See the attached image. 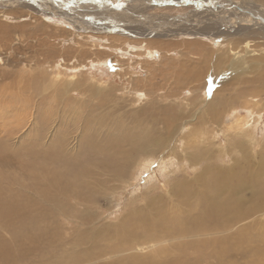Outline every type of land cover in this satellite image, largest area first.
<instances>
[{
    "label": "rangeland",
    "instance_id": "obj_1",
    "mask_svg": "<svg viewBox=\"0 0 264 264\" xmlns=\"http://www.w3.org/2000/svg\"><path fill=\"white\" fill-rule=\"evenodd\" d=\"M15 1L0 0V11H6L7 14H13L10 11H14L15 14L36 15L34 18L51 15L49 17L53 18L47 19V23L52 26H47V32H32V34L28 32V35L26 32H23L24 35L22 32H17V36L16 32L10 33L19 40L11 37L12 41L15 39L14 45L10 38L0 34V41L4 37L7 38L0 43V52H2L0 53V108L2 109L0 111V135L3 134L1 135L3 139L0 137V146L1 144L7 146L5 156L13 161L10 162L9 159L7 163L0 164V174L3 176L0 182L3 187L11 188L17 182L22 183L23 187L30 185L31 171L26 170L22 161L14 160L15 154L11 151L18 149L23 154L26 150L24 147L38 140L37 137L45 138L46 142L67 140L68 143H75L77 146L78 142L75 140L81 134L86 116L93 118L92 123L88 125L95 127L101 136L104 135L103 131L109 132L114 129L119 133L117 127H123L120 128L122 130L130 126L134 130H139L143 126L150 129L153 127L152 122L155 121L156 127L159 128L158 132L160 131V134L162 132L166 139V148L164 146L159 154L146 156L138 164H134L130 178L118 179L114 172L107 170L104 173L100 172L101 180H94L96 182L94 186L100 191L93 193L89 204L92 217L96 218L92 221L93 223H90L89 229L100 228L103 231L104 239L98 243V246L106 248L117 242L115 226L125 215L139 218L142 215L151 214L148 203L153 198L159 196L161 201L158 203L169 206L168 218L172 219L174 216L173 218L176 217L178 220L181 210L185 214L186 210L179 204L181 199L174 196L172 187L180 179L194 177L204 165L203 162L193 164L188 154L201 148H210L215 150V155H217L215 159L221 166L232 164L231 159L241 154L239 148L226 152L230 136L227 126L231 125L239 114L249 120L246 126H249L251 134L240 138L246 143L250 141L246 144L248 147L256 143V153L258 151L259 153L254 161L256 164L260 162L258 155L264 152V40L234 32L236 30L232 31L231 27L228 28V33L223 32L228 22L222 12L229 10L223 7V4L226 5L229 1L233 3V8L237 7L235 5L240 6L238 3L242 2L241 6L242 4L249 5L252 10H255V8L258 9L257 6L264 8V0H182L179 2L172 0H68L71 3H60L61 5L55 0H33L31 3L36 8H44V11L38 14L32 13L27 3H16ZM31 3L29 2V5L33 7ZM50 3L58 7L61 13L49 11L52 6ZM7 4H13V6H7ZM67 9L74 10L76 17L68 15L71 11ZM103 12H105L103 17L95 16ZM239 16L240 19L242 13ZM23 17L19 20L16 17L14 19L13 16L11 20L4 19L0 15V22L3 26L12 28L17 23L21 24L31 20L29 18L31 16ZM238 18L233 20L236 28L240 25ZM243 18L246 17L243 16ZM34 22L32 20L31 24ZM36 23L39 24V20ZM256 23L257 25L263 24L260 21ZM29 28L32 29L31 26ZM131 28H138L141 31L128 32ZM32 35H34L33 38H31ZM29 36L31 39L28 38ZM24 38L28 40L25 41ZM5 43L10 44L9 47L4 45ZM147 43L151 45L148 47L150 52L147 54L138 53L132 48L133 44ZM262 43L263 45H259ZM11 45L12 47L16 45L15 48L13 47L15 52L12 51ZM258 45L260 46L258 50L254 49ZM160 46L162 47L159 48ZM166 47L169 49L164 50ZM51 53L54 54L53 57ZM14 102L17 104L15 105ZM166 108H172V110L166 111ZM11 111L12 116L15 115L17 118L23 115L20 116V121L15 116L12 118L9 116ZM15 111L20 112L19 116L14 113ZM211 113L219 116L220 119L214 121ZM116 118L120 121L118 122ZM25 119L28 121H24ZM165 119L173 121L172 125L166 127L168 123ZM11 120L13 122L15 120L16 125L12 123L11 127H8ZM14 126H16L15 129ZM6 129L14 132L10 131L7 134ZM10 133L14 136L8 137ZM60 133L65 135L66 139ZM194 140L198 144L193 145ZM80 145L82 146V143L79 141ZM84 153L83 151L80 155L83 157ZM220 156L222 158H218ZM8 168L10 171L7 172ZM98 169L101 171L100 168ZM24 189L27 190V188ZM250 195L251 193L248 194ZM260 203L264 205V199L259 198L258 206L256 205L257 207L253 209L259 208ZM81 208L84 209V206ZM199 209L195 211L198 213ZM76 220L73 218L69 222L65 221V226L68 231H73L75 237H78L77 231L80 232L81 229L83 231V228ZM242 220L232 225L229 232L235 234L239 229H248L250 241H247L248 244L247 242L240 244L237 248L236 240L231 239L229 246L237 250L239 247H247L250 250L247 251L248 254L247 252L240 254L238 252L241 250H235L237 252H234V256L228 259L236 264H250L254 260L256 264H261L257 258L260 254L259 250L262 248L264 250V226H262L264 225V207L262 206L260 211L255 212L250 219ZM177 224L178 222L172 226ZM161 228L163 230L162 226ZM33 232L39 233V231ZM220 233L213 231L211 235L205 236L204 234L199 242L201 240L204 242L207 238L218 239L225 234L230 235L227 232ZM0 235L11 247L18 245L12 239H8L7 232L0 231ZM69 235L66 234V237ZM178 238L180 245H184L188 250L187 257L191 255L188 259L193 264L204 262V264H221L217 257L210 255L209 252L214 249L211 244L207 250L199 251L196 246L187 247L184 243L186 238L183 236H178ZM67 239L70 241L69 238ZM151 245L149 247L145 244L139 247L135 254L148 255L153 259L171 257L169 256L171 252L159 256L157 251L159 245H163L164 250L167 246L173 245L170 238L163 237L161 243L156 241ZM219 245L223 244L217 243L218 250L221 248ZM88 247L87 243L81 245L83 250ZM128 252L133 253L129 250L122 251V253ZM179 253L178 249L175 256ZM197 255L200 257L198 258ZM29 259L27 262L16 264H42L43 262L42 258L39 260L36 256ZM107 259V257L103 258V261ZM103 261H98V264Z\"/></svg>",
    "mask_w": 264,
    "mask_h": 264
},
{
    "label": "bare ground",
    "instance_id": "obj_2",
    "mask_svg": "<svg viewBox=\"0 0 264 264\" xmlns=\"http://www.w3.org/2000/svg\"><path fill=\"white\" fill-rule=\"evenodd\" d=\"M28 1L31 3V1L33 0H16L15 2L16 3L21 2L23 4L27 3L28 4L27 6L32 10L31 11L32 13L34 12L38 14L44 11V8L43 9L36 8L32 3L31 4L33 5V7L30 6ZM55 1H57L59 5H61L62 3H69V2L71 3V1H68V0H55ZM172 1L179 2L182 0H178V1L172 0ZM227 3L226 5L223 4L224 9L225 8L229 9V10L222 12L226 15V16L224 15V18H226L227 19L226 21L228 22L225 24L226 27H224L225 30H223V32L226 31L228 33V28L231 27L230 29L232 31L236 30L234 32L244 33L246 36H249V37L250 35H252V38L255 37V38H261L264 40V8L255 5L258 7V9L255 8V10L253 9L254 10L253 11L251 7H249V5L245 6L242 4L241 6L242 2L238 3L240 4V6L235 5L237 6L236 8L232 7L233 3H231V1ZM50 4L52 6H50L49 11H51L52 13L53 12L61 13L58 7H55L53 3H50ZM7 6H13V4H7ZM67 10L71 11V13L68 15L72 16L73 18L76 17V14H74L76 12L74 10L72 9H67ZM238 10H240L241 12H239ZM10 12L13 14H7L6 11H0V15L4 19L9 18L11 20H12L11 17L13 16H14V19L16 17V19H19V20H21L20 18H22L23 16L25 17L31 16L29 17L31 19L29 22L26 21L21 24L17 23L15 24V27H12V28L3 26V24L0 22V34L10 38L11 41H12L11 37H14L10 35V33L12 32L14 33L16 32V36L18 34L17 32H20V33L22 32L23 35H24L23 32H26L28 35V32H31V34L32 32L34 33L35 32H38V33L47 32V26L52 27L50 24L47 23V19L53 18V17H49L51 15H49L48 17L46 16L42 18H39V17L34 18L36 17V15L33 16L32 14L27 15L24 13L15 14L14 11H10ZM241 13H242V17L239 19L238 17H240L239 15H241ZM47 14H49V12H47ZM104 15H105V12L100 13V15L98 14L95 16L103 17ZM243 16L246 18H243ZM236 17L238 18V21H240L239 22L240 25L237 28H236V24L233 23V20ZM32 20L35 21L34 24H31ZM37 20H39L40 22L39 24L36 23ZM256 21H260V23H263V24L257 25ZM29 26H31L32 29H30ZM254 26H257L258 28L255 29L253 28ZM93 28L95 29L96 27L94 26ZM99 28L100 27H98V29ZM60 29H64V28H60ZM139 31L141 30L138 28L137 29L131 28V30H128V32H139ZM33 36L34 35H32L31 38H33ZM35 36L37 37V35ZM26 38H24L25 41L28 40ZM28 38H30V36ZM4 39L7 40V38L4 37L2 41H4ZM263 40H261V42ZM2 41H0V43H2ZM11 41H9L10 44H11ZM37 41H40V40H37ZM44 42H46V40ZM12 44L14 45V42ZM40 44H43V43H40ZM247 44L249 43L247 42ZM4 45L8 46L6 43ZM259 45H263V43ZM259 45L256 46V48L254 47L253 48L258 50V48L260 47ZM15 46L13 47L15 48ZM150 46L148 45V43L138 44V45L133 44L132 48L137 50L138 53L147 54L150 52V50L148 49V47ZM13 47L11 45V49ZM20 47L22 46L20 45ZM51 47L52 45L50 46V48ZM161 47L162 46H160L159 48ZM14 48L12 49V51H14ZM52 49L53 48H51V50ZM167 49L169 48L166 47L164 50H167ZM263 49H264V46H263ZM0 50H1V46H0ZM38 52H39V49H38ZM159 53L161 52L159 51ZM47 60H50V59H47ZM9 77L11 78V76ZM16 104L17 103H15V105ZM211 107H209V109ZM12 110H14V108ZM170 110H172V108H166V111H170ZM240 110L239 111L237 110V111L240 112ZM0 111H2L1 108H0ZM16 111L14 112L15 114L17 113ZM211 111L213 112V110ZM19 113H17L16 115L19 116ZM10 114L11 115L9 116H11V118L15 116V115L12 116V111ZM45 117H47V115ZM11 118L9 117V119ZM15 118L17 117L15 116ZM19 118L17 119L19 120ZM52 118H49V119H52ZM17 119L15 120L17 121ZM49 119H47L48 122H49ZM212 119L214 121H218L220 117L213 115ZM102 120L104 122V119ZM165 120L168 123L166 127L172 125L173 121H171L170 119L168 121L167 119ZM11 121H10L9 126L7 125L8 127H11V124L14 123L13 121L12 122ZM24 121L27 122L28 120L25 119ZM92 121H93V118L90 119L88 116H86L85 124L82 127L83 129H81V134L78 135L75 140V142H78L77 146L75 143L74 144L68 143L67 140H63V141L51 140L50 142L49 141L46 142L45 138L37 137L38 140L34 141L28 146L26 145L27 147H24L26 150L23 154L18 149H14L13 151H11L15 154L14 160L22 161V165L25 166L26 170L31 171V174L29 175L31 183L29 186L23 187L22 183L17 182L15 183L16 184L15 186H17V188L15 186L11 188H5L0 182V231L7 232L9 234L8 239L9 240L12 239L15 243L18 244L17 246L11 247L9 243L7 242V240L0 235V264H16V263H22L25 261L27 262L29 258L31 259V257H34V256L38 257L39 260L42 258L43 262L40 261L42 264H98V261H103V258H106V257L108 259L104 260L100 264H154V263L155 264H191L192 262L189 260L190 259L189 257L191 255L187 257L188 250H186V247L184 245H180L178 236L180 237L183 236V238H186L184 243L187 247L190 248L193 245V246H196L199 251H203L205 249L207 250V247L211 244V246L214 249L212 252H209V253L210 255L217 257L218 260L221 261V264H236V263H231L233 261H229L228 258L233 257L234 254L239 250H241L238 252L240 254L246 253L247 251L250 250L247 247L245 248L239 247V249L237 250V249H234L233 246L232 247L229 246L231 239L236 240L237 248L238 246H240V244L250 241L248 229L242 228L236 231L235 234H232L229 232V228H231L232 225L236 224L237 222L239 221L241 222L242 219H247V218L250 219V217L254 216L255 212H257L258 210L260 211L262 206L264 207V205H261L262 203L261 202L259 204V208L253 209V207H255L256 205L258 206L259 198L264 199V152H260V155H258V157H260V162L256 164L254 159L257 157V154L259 153V151L258 153H256L257 152L256 145H255L256 143L253 145L250 144L248 147L246 144L250 143V141L246 143L241 140L240 138L241 136L245 137L248 134L249 136L251 135L250 130L248 129L249 126L248 127L246 126L247 124H249L248 123L249 120H247V118L239 114L234 120V122L231 125L227 126L228 128L227 131L230 132L229 134L230 136H229V146L227 147L228 150H226V152H230L233 149L239 148V151L241 154V156H237V157H235L236 155L234 154L235 156L233 157V159H231V161L233 162L232 164H226V165L221 166L219 163H217L215 159L217 158V155H215V150H212L210 148L198 149L199 148L198 147L197 148L198 150L191 152L190 155L187 153L188 157H190L189 158L190 161L193 164H198V163L203 162L204 165L201 171L197 172L194 177H185L183 179H180L177 182H175V184L172 187L173 188L172 193L174 194V196L181 199L179 204L181 208L186 210L184 211L185 214L181 210V212L179 213L180 217L179 215H177L179 219L176 220L177 218L176 217L173 218L174 216H172V219H173L172 220L171 218H168L167 216L169 212L168 211L169 206L167 205L166 207L164 206V204L161 205V203H158L159 201H161V198L159 196L157 198H153L148 203V208L151 214L142 215L139 218H136V217L132 218L131 215L129 216L128 214L125 215L121 219V221L117 223L115 226L116 227L115 232L117 236L115 239L117 240V242L110 244L108 247L104 245L106 248L104 247L100 248L98 246V243L102 239H104L103 231L100 228L89 229L90 223L96 219L92 217L89 204L91 203L93 193L100 191L94 186V183H96L94 182V180L95 179L96 181L101 180L99 177L100 172L104 173L107 170L111 171L112 173L114 172V175L118 177V179L121 177L130 178L131 169L134 168L133 165L138 164V162L142 158H145L146 156L159 154L162 151V149H164V146L166 144V139L163 137L164 135H162V132L161 134L159 133L160 131L158 132L159 128L156 127L157 125L155 124L156 123L155 121H154L155 123L152 122L151 125L153 127L150 129L143 126L139 130H134L133 128H130L131 127L130 126L127 128L125 127L122 130L120 128H123V127H117V130L119 131V133L116 132V129H114L113 131L109 130V132L103 131L102 132L104 133L103 136L97 133L98 131L95 129V127H91L88 125L89 123H92ZM7 122L6 124L9 123ZM21 122H19V125ZM115 124H116V121L114 122V125ZM48 126H49V123H48ZM4 128H7V127H4ZM13 128L15 129L16 126H14ZM7 130L8 129H6L7 134H9L8 132L12 131V130L7 131ZM89 131L91 133L88 134ZM11 133L10 135H8V137L14 136ZM36 133L38 134V131ZM1 135L0 137H2ZM60 135L62 134L60 133ZM62 136L64 137V139H66L65 135H62ZM5 139L6 138L4 137V140ZM69 139L72 140L71 138ZM79 141L82 143V146L81 145L79 146ZM192 142H194L192 143L193 145L198 144L196 140ZM1 145L2 146H0V164H3V163H7V161L10 158L8 156L7 157L5 156V148H7V146L3 144ZM83 151L85 153H84V156L82 157L80 154ZM218 158H222V156ZM25 161L28 163H26ZM10 162H13V161H11L10 159ZM13 164H15V162ZM3 166L4 165H2V167ZM15 167L18 168L19 166L18 167L15 166ZM98 168H100L101 171H98L99 170ZM8 171H10V169L7 170V172ZM2 177H3L2 174H0V178ZM196 184H198L199 187L195 186ZM24 188H27V190H25ZM249 193H251L250 196H248ZM156 203L158 204L156 205ZM83 206H84V209L81 208ZM198 209H199V212L197 213L196 211ZM83 213H88V214L84 215ZM73 218L74 220L77 219L80 223V226L83 228V231L82 229L80 232H78L79 230L77 231V233H79V235L77 234L78 237H75L74 236L75 234L72 233L73 231L72 232L68 231L67 226H65L66 224L65 221L69 222L70 219L73 220ZM177 222L178 224L176 226H172V224H175ZM250 223L252 222L250 221ZM80 226L78 227L80 228ZM161 226L163 227L164 231L162 230ZM33 231H39V233L35 234ZM213 231L221 232L220 234H222V232H227V233H230V235L225 234L223 235L222 238H218V239L207 238V240H204V242H202V240L201 242H199L201 239L200 237L204 236V234L205 236L211 235ZM66 234H70L69 237H66ZM163 237L170 238L171 241L173 242V245L167 246L165 250H164L163 245H159L157 251L159 252V256L171 252L169 253V256L171 257H165V258L162 257L159 259H153L152 257L148 255L144 256L140 254H135L137 249L145 244H148L150 247L152 246L151 243L153 242L159 241V243H161V240ZM67 238H69L70 241ZM82 243H87L89 247L83 250L81 248ZM217 243L223 244L222 246L219 245L221 246L219 250L217 249ZM226 245L227 247H223ZM202 246H203V249H202ZM178 249L180 250V253L178 256H175V252H177ZM128 250L133 253H129V252L122 253V251H128ZM259 253L260 254H258L257 259L261 262V264H264L263 248L262 250H259ZM246 254H248V252ZM109 256H111V258H109ZM146 260H151V261L147 262ZM256 263H257L256 260H254V262L250 264H256Z\"/></svg>",
    "mask_w": 264,
    "mask_h": 264
}]
</instances>
